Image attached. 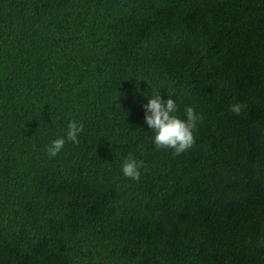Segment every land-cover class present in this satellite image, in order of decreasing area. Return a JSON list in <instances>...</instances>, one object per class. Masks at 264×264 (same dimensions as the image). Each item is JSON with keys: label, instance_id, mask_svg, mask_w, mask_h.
Listing matches in <instances>:
<instances>
[{"label": "trees", "instance_id": "trees-1", "mask_svg": "<svg viewBox=\"0 0 264 264\" xmlns=\"http://www.w3.org/2000/svg\"><path fill=\"white\" fill-rule=\"evenodd\" d=\"M0 264H264V0H0Z\"/></svg>", "mask_w": 264, "mask_h": 264}, {"label": "clouds", "instance_id": "clouds-1", "mask_svg": "<svg viewBox=\"0 0 264 264\" xmlns=\"http://www.w3.org/2000/svg\"><path fill=\"white\" fill-rule=\"evenodd\" d=\"M146 96V95H145ZM147 97L143 104L144 121L148 129L152 130V143L156 148L172 149L180 154L190 148L194 142L192 130L195 123L201 119L194 112L192 106L185 107V115H177V104L171 96L163 98L160 94ZM233 113H240L242 105L237 102L229 106ZM84 131V124L80 120L70 119L63 135H57L45 145L44 151L48 157H55L65 146L66 142L79 143V137ZM142 160H138L131 152L127 154L121 164V173L124 177L137 181L140 178Z\"/></svg>", "mask_w": 264, "mask_h": 264}]
</instances>
